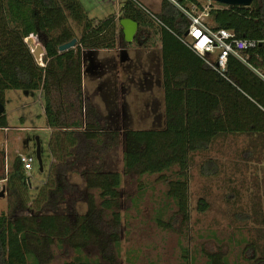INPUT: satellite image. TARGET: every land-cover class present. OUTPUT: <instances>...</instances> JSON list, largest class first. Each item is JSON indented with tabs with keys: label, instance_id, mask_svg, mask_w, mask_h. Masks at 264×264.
Wrapping results in <instances>:
<instances>
[{
	"label": "rangeland",
	"instance_id": "374dc122",
	"mask_svg": "<svg viewBox=\"0 0 264 264\" xmlns=\"http://www.w3.org/2000/svg\"><path fill=\"white\" fill-rule=\"evenodd\" d=\"M79 1L90 19H104L117 12L103 0ZM137 1L148 11H159L161 0ZM200 2L203 6L211 3ZM70 27L80 38L83 25L72 22ZM32 36L43 45L44 34ZM146 40V44L132 45L130 50L116 41L113 49L83 51V96L91 100L109 129L166 127L171 131V169L164 174L165 181L158 175L123 178L118 200L120 255L116 264H206L202 250L221 253L226 264H264V138L228 134L216 138L206 152L195 148L198 142L210 140L216 129L264 132L263 116L225 85L217 84L213 73L192 53L168 52L158 39ZM95 55L100 80L105 84L101 87L93 74ZM25 94L5 93L8 127L0 130V182L16 156L35 158L38 142L42 171L35 159L28 172V191L33 198L52 168L51 133L42 114V94L36 99L35 93L30 97ZM20 128L24 130H16ZM104 166L107 171L121 172L120 146L106 155ZM67 177L73 187L65 194L66 203L78 214H85L84 182L78 175ZM200 199L207 204L202 212ZM10 201L5 191L0 198V214L14 208H10ZM159 217L164 222L174 218L171 229L159 227ZM250 245L255 248L251 262L245 252ZM184 250L190 252L188 262L182 258ZM50 253L51 264L77 257L99 258L93 245L78 255L66 243L53 244Z\"/></svg>",
	"mask_w": 264,
	"mask_h": 264
},
{
	"label": "trees",
	"instance_id": "16d2710c",
	"mask_svg": "<svg viewBox=\"0 0 264 264\" xmlns=\"http://www.w3.org/2000/svg\"><path fill=\"white\" fill-rule=\"evenodd\" d=\"M175 1L194 16L203 10L200 0ZM120 11V19L128 18L147 27L148 34L156 31L166 51L192 53L180 41L188 30L189 21L169 1L161 0L159 11L154 15L162 25L146 16L132 0H124ZM72 22L83 25L78 39L70 27ZM204 22L212 30L231 31L238 39L260 41L256 47L242 53L245 64L229 56L223 78L192 54L213 73L217 84L225 85L264 118V79L260 77H264V0H253L247 7L211 2ZM41 33L45 37L42 45L45 53L40 66L25 39ZM119 37L125 45L118 21L110 17L94 24L79 0H0V103L4 105L8 91L42 94L46 126L51 131L49 151L53 160L47 181L33 198L29 196L30 177L20 163L21 156L11 161L6 175L1 178L11 198L10 208H14L10 213L0 214V264H51L50 247L63 243L78 255L93 245L99 258L77 257L62 264H116L120 255L118 200L123 178L158 175L166 180L164 174L171 169L170 129H109L83 96V51L113 49ZM74 38L77 39L74 48L58 51L59 46ZM7 127L4 111L0 115V130ZM227 132L212 131L211 139L198 142L196 150L206 152L216 138L228 134L264 138V132L260 131ZM119 146L122 170L107 171L105 157ZM68 175H78L84 182L85 214H78L66 203V193L73 187ZM198 205L201 212L207 208L203 199ZM178 208L183 210L180 204ZM19 211L24 214H17ZM173 222L174 218L169 222L162 221L161 217L156 220L163 229H171ZM254 250V245L245 250L250 262L254 260ZM201 252L206 264H226L219 252ZM188 254L190 252L184 250L185 262L189 261Z\"/></svg>",
	"mask_w": 264,
	"mask_h": 264
},
{
	"label": "built area",
	"instance_id": "2783aa9c",
	"mask_svg": "<svg viewBox=\"0 0 264 264\" xmlns=\"http://www.w3.org/2000/svg\"><path fill=\"white\" fill-rule=\"evenodd\" d=\"M103 1L111 2L112 0ZM132 1L146 13H149L138 2L135 0ZM167 1L180 9L189 21L187 35L180 39V41L195 56L202 60L205 65H207L222 78L224 77L229 56H233L245 64L246 60L242 53L260 44V41L238 39L231 31L228 30L210 29L204 22V19L208 15L210 4L208 6H203L202 12L194 16L191 12L180 7L175 0ZM150 16L159 25H162L158 19H156L151 14ZM260 77L264 79L263 76L260 75ZM20 163L22 164L24 171L28 174V172L32 170L33 164L35 163V158L30 155H23L20 157ZM2 182H5V180H2ZM2 182H0V190L4 187L2 186Z\"/></svg>",
	"mask_w": 264,
	"mask_h": 264
},
{
	"label": "water",
	"instance_id": "95a60500",
	"mask_svg": "<svg viewBox=\"0 0 264 264\" xmlns=\"http://www.w3.org/2000/svg\"><path fill=\"white\" fill-rule=\"evenodd\" d=\"M208 1L215 2L221 5H226V6H243V7H247L253 2V0H208ZM119 25L122 27L125 43H131L138 29V24L132 21L131 19L123 18L120 20ZM186 35H187V32L185 33V36ZM25 43L30 49L32 56L34 60L36 61V63L41 66L42 58L45 53L43 46L38 42L37 38L32 35L25 39ZM76 44H77V39L74 38L70 42L59 46L58 51L60 53L67 51L69 49L74 48ZM4 110H5L4 105L0 103V115L4 112ZM35 159L37 161V164L40 170L42 171V160H41L40 147H39L38 142H37V148L35 152ZM4 194H5V189L2 188L0 190V198L3 197Z\"/></svg>",
	"mask_w": 264,
	"mask_h": 264
},
{
	"label": "crops",
	"instance_id": "0c3cea01",
	"mask_svg": "<svg viewBox=\"0 0 264 264\" xmlns=\"http://www.w3.org/2000/svg\"><path fill=\"white\" fill-rule=\"evenodd\" d=\"M123 1L124 0H112L111 2H107V1H105V2H107V3H110L109 5H112L113 6V8H116L117 9V12L116 11H114L113 13H110L106 18H104V19H100V20H98V19H92V20H94V21H96V23L97 22H99V21H104V20H107V19H109L110 17H112L113 18V20L114 21H118V23L120 22V17L122 16L121 15V11H120V9H121V7H122V3H123ZM135 1H137V0H135ZM141 6H143L146 10H147V7H145L144 5H142L139 1H137ZM84 8V7H83ZM84 11H85V9H84ZM147 12H149V13H146V12H144L145 14H146V16L148 15V17H150V18H152L151 16H150V14L152 15V16H154L155 14H156V12L155 11H148L147 10ZM86 13V12H85ZM87 15V14H86ZM87 17H88V15H87ZM89 18V17H88ZM90 19V18H89ZM153 19V18H152ZM138 24V23H137ZM120 26V25H119ZM121 27V26H120ZM121 29H122V27H121ZM148 28L147 27H142V26H140L139 24H138V29H137V31H136V33L139 31V33H138V35L136 36V38H133V40H132V42L131 43H125V41H124V43H125V49H127L128 48V50H130V47H132V45H144V43L146 44L147 42V40L146 39H149V38H153L155 41L158 39V41H159V36L157 35L158 33H156V31L154 32V31H151L149 34H148V30H147ZM135 33V34H136ZM122 34H123V31H122ZM134 37H135V35H134ZM118 40H117V42L119 43H121V39H120V37L119 38H117ZM123 40H124V37H123ZM159 43H160V41H159ZM124 52V51H123ZM125 54L127 55V58L129 57V54H127V53H124V55L123 56H125ZM96 57H95V59H94V61H95V63H96V71H94L93 72V74H94V76H95V78H97V82H98V84H99V87H101V86H104L105 84H104V82L103 81H101L100 80V78L102 77L101 76V74L99 73V71H98V64H97V61H98V56L97 55H95ZM129 60H131L130 59V57L128 58ZM93 61V60H92ZM122 61V60H121ZM132 61V60H131ZM96 74H98V75H96ZM123 89V88H122ZM15 92H19V91H15ZM30 93H26L25 95L27 96V97H30V95H29ZM36 95H34V97L33 98H38L37 96H41V93L40 92H36L35 93ZM90 102H91V100L90 99H88ZM35 103H38V101H35ZM121 103H124V101H121ZM38 104H40V103H38ZM91 104L93 105V103L91 102ZM28 106H30V104H28ZM94 106V105H93ZM4 108H6V98H5V103H4ZM43 108V107H42ZM5 111V110H4ZM6 113V112H5ZM42 114H43V117H44V120H45V116H44V109H43V112H42ZM42 114H41V116H42ZM21 121H23L22 119H21ZM22 123H24V121L22 122ZM45 124H46V120H45ZM46 129L47 130H49V132L51 133V131H50V129H48L47 128V126H46ZM16 130H24V128H20V129H16Z\"/></svg>",
	"mask_w": 264,
	"mask_h": 264
},
{
	"label": "clouds",
	"instance_id": "9594fccd",
	"mask_svg": "<svg viewBox=\"0 0 264 264\" xmlns=\"http://www.w3.org/2000/svg\"><path fill=\"white\" fill-rule=\"evenodd\" d=\"M4 188V187H3Z\"/></svg>",
	"mask_w": 264,
	"mask_h": 264
}]
</instances>
